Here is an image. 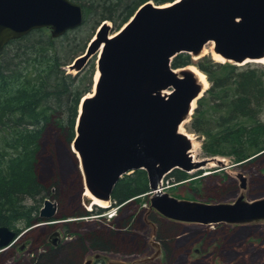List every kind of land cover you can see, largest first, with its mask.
Masks as SVG:
<instances>
[{"label": "water", "instance_id": "obj_1", "mask_svg": "<svg viewBox=\"0 0 264 264\" xmlns=\"http://www.w3.org/2000/svg\"><path fill=\"white\" fill-rule=\"evenodd\" d=\"M81 22L82 8L76 1L0 0V50L33 29L47 28L55 38ZM206 43L220 62L264 64V0H170L166 5L147 0L114 32L105 19L97 24L83 52L66 66L76 73L95 56L97 77L91 92L79 99L69 145L77 157L85 205L99 206L84 191L109 204L117 180L141 169L149 190L145 216L154 212L169 221L201 225L264 222V195L246 198L247 176L234 168L239 164H226L217 156L193 160L190 140L180 130L208 84L202 89L188 66L173 69L170 60L182 52L196 58ZM209 162L213 170H223L236 180L233 200L204 202L163 190L162 178L171 170L189 172ZM56 208L44 198L37 216L42 222L53 220ZM147 223L154 236V223ZM18 235L0 225V250ZM149 243L154 252L148 257L105 264L154 259L161 248L156 241ZM81 264H92V257Z\"/></svg>", "mask_w": 264, "mask_h": 264}, {"label": "trees", "instance_id": "obj_2", "mask_svg": "<svg viewBox=\"0 0 264 264\" xmlns=\"http://www.w3.org/2000/svg\"><path fill=\"white\" fill-rule=\"evenodd\" d=\"M72 1L81 5V24L91 10L97 23L107 19L113 23L114 28H118L140 3L147 0ZM152 1L160 4L165 0ZM81 24L55 38L50 36L47 28L33 29L17 39L8 41L0 50V225L13 228L15 232H18L14 227L18 221L26 228L42 221L37 216L42 200L50 198L60 201L59 195L69 188L66 181H61L62 170L54 169L52 159L49 172L43 169L39 173L37 163L40 140L45 129L51 127L65 146L70 145L74 136L79 99L89 90L91 84L92 69L81 73L82 68L73 75L64 71V67L83 49L84 41L76 38L77 29ZM190 58L188 53H178L171 58L170 67L177 69L187 66L191 63ZM194 65L205 75L208 82L207 88L196 100L190 119L191 130L203 136L200 145L202 155L229 157L231 163L239 164L240 169L255 171L260 175L262 180H249L250 184H253L252 188L257 185L264 186V64L245 63L236 66L207 58L194 62ZM66 153L69 155L67 151ZM71 153L74 159L72 166H76V169L73 174L64 170L67 175L65 180L76 177L81 193L77 158L74 152ZM197 174L199 173H195L191 178L186 172L173 169L165 177L169 183L185 182L190 178V194L196 196L198 189L193 186L194 182L191 180L198 178ZM223 176L227 175L224 173ZM204 177L205 175L199 176V179ZM57 185L60 187L59 191L56 189ZM260 188L261 194L260 191L256 192L258 195L251 198L264 195V187ZM227 189L231 192V197L235 196L237 189L234 184ZM147 191L145 172L141 169L134 170L122 175L113 186L110 194L111 205H119V210L121 206L135 201ZM220 198L211 201L225 200ZM100 212L101 208L93 207V210L75 213L73 217ZM149 215L156 225L155 237L160 241L162 248L167 251L173 243L179 246L181 241H174L173 236L176 235L175 225L182 224L169 220L165 222L160 217L157 219ZM62 218L64 217L56 219ZM119 221L125 224L128 217H121ZM135 221L137 222V219ZM216 225L221 228L224 224ZM40 227L42 225L34 226L28 232ZM244 227L247 228L246 236L252 241L261 244L264 242L262 233L253 230H264L260 224ZM202 232L207 234L209 231ZM200 234L202 233L198 234L199 239ZM254 234L258 236V241H255L256 237H250ZM122 235L125 236H119L113 230H90L84 235L76 236L74 241L65 244L70 256L79 253L73 258L76 261L71 258L69 262L79 264L86 250L111 251L113 245L130 244L136 240L135 236L132 238L130 234L123 232ZM74 249L77 251L73 253ZM259 251L264 252L258 248ZM46 254L47 250L39 254L38 258L32 260L33 264L46 262ZM198 261L203 264L201 260Z\"/></svg>", "mask_w": 264, "mask_h": 264}, {"label": "rangeland", "instance_id": "obj_3", "mask_svg": "<svg viewBox=\"0 0 264 264\" xmlns=\"http://www.w3.org/2000/svg\"><path fill=\"white\" fill-rule=\"evenodd\" d=\"M149 2L153 5H163L166 3L169 4L170 0H165L161 4H155V2H153L152 0H149ZM95 20L96 16L92 14L90 10V13L85 18L84 22L77 29L76 38L84 41L83 49L81 52H83L89 38L93 35V32L95 31V28L99 23H97ZM105 20L110 25L111 32H114L117 27L114 28L111 21L107 19ZM210 47V43H206L198 57L190 58L191 63L189 65L197 69L194 65V62L196 61L204 60L207 58L216 60L212 58ZM89 69H92V73L91 84L89 86V90L86 92L88 94L91 92L92 77L94 76V72L96 70L95 56H91L88 59L81 73L84 71H89ZM64 71L65 73H70L71 75L74 74V71L67 70L66 66ZM190 119L191 116L188 120L184 121L180 125V130L189 134L190 137L194 139V159L199 160L204 157L200 149L203 136L200 133L193 132L191 130ZM40 143L41 147L37 163V171L40 173V171L44 169L45 172H49L51 169L50 159H52V165H54V169H57L58 171L62 170L61 181L64 180L67 184H69L68 190L65 193H62V195H59L60 201L56 199L51 200L56 204L57 207V210L55 212L56 218H59L61 216L64 218H55L50 221L36 223L27 228L24 227L21 221L16 222L14 227L17 228V231L19 232L18 238H16L4 249H1L3 251L0 250V264H33L34 262H32V260L38 258L39 254L45 252L46 250L48 254L44 255V260L46 262H43V264H72L71 262H69L70 259L77 257L79 253L77 252L74 255L75 257L70 256L67 248L65 247V244L68 241H74L76 239V236L84 235L90 230H102L104 232H106L107 230H113L114 232H117L119 236H125L122 235V233L124 232L130 234V237L133 238L135 236L136 238V240L131 241L130 244L128 243L123 245H113L111 251L86 250L85 254L82 257V260L87 257H92V264H105L107 260H118L124 263H129L130 261L140 259L142 257H148L154 252L153 247L149 243L150 240L158 242L161 248L160 253L154 259H149L139 264H200L198 260H201L203 264H264V252H258V248L259 250H264V242L261 241L262 244L255 243L251 240V238L247 237V228L244 227L247 225H238L240 227L235 228L234 225L224 224L223 227L218 228L216 224L201 225L181 223V226L176 224V235L173 236V238H175L174 241L180 240L181 243H179L180 245L178 244L179 246H176L175 243H173L171 244V248L169 250H164V248H162L161 246L160 241L155 237V235L151 236V227L147 223V220L151 221L150 215L149 218L148 215L145 216V205L147 204V197L145 195H141L135 201L127 202L126 204L121 206L119 210L117 209L116 214L113 217L107 216V214L112 210V207L104 206H102L104 208H101L99 216H93L98 214H92L73 217V214L75 213L93 210L94 206H87L84 204V197L82 195L83 189L81 193H79V185L77 183L76 177H73V179H70L69 181L65 180L67 176V170L69 171V173L73 174L76 169V166L75 168H73L72 166V161L74 159L73 153H71L70 146H65L64 142L58 137L56 131L51 127L45 129L42 134ZM66 151L69 153V155L66 153ZM222 158H224L226 164H231L232 161L229 157ZM214 168L215 166L212 165L206 166L205 168L192 169L187 172V175L191 178L194 177L195 173H199L197 174L198 178L191 180L192 182H194L193 186L198 189V194L196 196H192L190 194V187L192 186V183L189 182L190 178L182 183L176 182L170 184L168 178L164 176L162 178L163 190L170 195L178 198L195 199L204 202H215L211 201V199L216 200L219 197H221L220 199L224 198L225 200L223 201L233 200L238 190L236 180L229 177L227 173L226 177L223 176V174L225 173L223 170H213ZM234 168H236V170L242 171L247 176V183L245 188L246 198L253 199L251 198V196L258 195V193L256 192L259 191V194H261L262 188L260 187L264 186L257 185L259 189H256L257 187L252 188L253 184H250L249 181L262 180L260 175H258L255 171L240 169L238 166H234ZM77 170L79 172L78 167ZM206 174L210 175L211 177L206 176ZM203 175H205V177L203 179H199V176ZM232 184H234L237 189L235 196L233 197L229 195L231 192H229V189H227ZM215 186L217 188H214ZM56 189L57 191L60 190L59 185L56 186ZM208 195H210L211 197H208ZM149 214L157 219H159L158 217H160L154 212H151ZM121 217H128V221H125V224H122L119 221V218ZM136 219L137 222L135 221ZM163 220H165V222L167 221L166 219ZM56 221L58 222L57 226L48 227ZM37 225H42V227L28 232L30 229ZM260 225L264 228V222L260 223ZM11 230H13V228H11ZM182 230L185 232L181 233ZM203 230H208L209 232L205 234L202 232ZM253 230L261 232L262 236H264V230H261V228ZM154 233L156 234V226ZM199 233H202L200 234V237L204 240L198 238ZM250 237H256L255 241H258V236L256 234L251 235ZM183 239H185L186 243L185 241H183ZM53 248L55 250L51 251V249ZM74 251L76 252L77 249H74L73 253ZM257 252L258 254H256ZM94 254H98L97 259L93 258ZM73 260L76 261L75 259ZM82 260L79 262V264H81ZM40 261L42 262V260Z\"/></svg>", "mask_w": 264, "mask_h": 264}, {"label": "bare ground", "instance_id": "obj_4", "mask_svg": "<svg viewBox=\"0 0 264 264\" xmlns=\"http://www.w3.org/2000/svg\"><path fill=\"white\" fill-rule=\"evenodd\" d=\"M166 4H167V3H166ZM166 4H163V5H166ZM211 55H212V58H214V59H216V60H218V61H221L220 58H219L217 55H215V54H213V53H211ZM188 68L191 69V71H192L193 74L195 75V77H196V79L198 80V82L201 83V85H202V89L205 88V87L207 86V82L205 81L204 75H203L202 73H200L199 71H197L193 66L188 65ZM96 77H97V71L95 70V72H94V76L92 77V78H93V81L96 79ZM192 105H193V104H192ZM186 135L188 136V138H189V140H190V143H191V146H190V149H189V155H190V157H191L193 160H195V159H194L195 145H194V141H193L194 139H192V138L190 137L189 134L186 133ZM74 154H75V152H74ZM75 156H76V154H75ZM76 158H77V157H76ZM212 165H214L212 162H209V163L207 164V166H212ZM83 194L86 195V196H88V197H90L91 202H92L93 204H97V205H99V206H106V205H107V202H105V201L96 200V199L92 198V197L88 194L87 191H84ZM92 203H91V204H92ZM87 208H88V207H87Z\"/></svg>", "mask_w": 264, "mask_h": 264}, {"label": "built area", "instance_id": "obj_5", "mask_svg": "<svg viewBox=\"0 0 264 264\" xmlns=\"http://www.w3.org/2000/svg\"><path fill=\"white\" fill-rule=\"evenodd\" d=\"M117 206L113 207L112 210L107 214L108 217H112L115 214ZM93 216H99V215H93Z\"/></svg>", "mask_w": 264, "mask_h": 264}, {"label": "flooded vegetation", "instance_id": "obj_6", "mask_svg": "<svg viewBox=\"0 0 264 264\" xmlns=\"http://www.w3.org/2000/svg\"><path fill=\"white\" fill-rule=\"evenodd\" d=\"M145 2V1H144ZM143 3V2H142ZM110 21V20H109ZM56 210H57V208H56ZM161 218V217H160ZM161 219H164V218H161ZM55 221V220H54ZM57 221L56 222H53L52 223V225H49L48 227H54V226H57ZM156 226V225H155ZM52 239V238H51ZM51 241H53V240H51ZM83 261V260H82ZM82 263V262H81Z\"/></svg>", "mask_w": 264, "mask_h": 264}]
</instances>
